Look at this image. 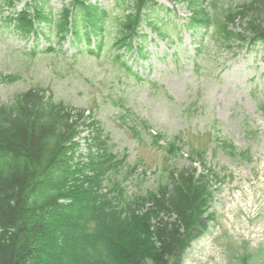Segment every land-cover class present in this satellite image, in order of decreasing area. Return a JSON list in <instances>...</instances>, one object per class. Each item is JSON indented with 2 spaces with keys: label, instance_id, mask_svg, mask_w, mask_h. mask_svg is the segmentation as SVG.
<instances>
[{
  "label": "rangeland",
  "instance_id": "374dc122",
  "mask_svg": "<svg viewBox=\"0 0 264 264\" xmlns=\"http://www.w3.org/2000/svg\"><path fill=\"white\" fill-rule=\"evenodd\" d=\"M100 1L105 7H115L112 16L119 14L113 0ZM157 1L164 9L173 7L171 2ZM49 5L57 11L62 2L50 0ZM175 10V23L167 27L172 39L160 40L146 30L149 61L127 56L131 74L116 63L111 52L99 60H75L68 41L62 52L32 58L23 51L31 45L28 41L1 28L0 71L18 74L20 80L0 84V103L41 86L50 87L75 107L97 106V119L110 150L119 158L126 154L129 169L136 165L139 171H149L146 179L133 176L124 181L129 194L145 195L155 188L172 162L147 139L136 138L126 128L132 122V118L123 120L127 109L155 131L169 137L180 133L189 143L184 150L206 151V165L224 178L210 207L215 219L191 244L182 264H264V111L260 107L264 101V50L258 47L236 57L216 54L213 44L207 47L208 38L202 40L184 29L189 16L184 6ZM201 43L206 45V54L196 60ZM136 72L138 81L133 76ZM216 134L229 138L239 150L249 151L252 158L248 162L233 160L213 151ZM185 164L179 161L180 166ZM125 176L120 170L114 179ZM37 257L39 264L47 263L41 254Z\"/></svg>",
  "mask_w": 264,
  "mask_h": 264
},
{
  "label": "trees",
  "instance_id": "16d2710c",
  "mask_svg": "<svg viewBox=\"0 0 264 264\" xmlns=\"http://www.w3.org/2000/svg\"><path fill=\"white\" fill-rule=\"evenodd\" d=\"M176 1L187 3L198 23L212 24L201 0ZM146 2L137 3V9ZM75 4L81 3L75 0ZM36 8L37 18L59 20L45 8ZM238 8L230 10L227 21L220 20L222 11H216L218 49L264 42V0H242ZM68 11L60 21L64 24L58 26L62 33L67 32ZM25 16L20 14L17 22L28 35L33 26L20 25ZM83 18L92 25L101 20L88 7ZM116 22L115 47L131 48L128 37L139 26L138 18L125 16ZM71 120L39 92L18 94L10 106L0 107V264H39L38 254L46 264H179L190 242L207 227L205 206L200 204L202 194L208 193L206 186L186 190L170 175L172 185L163 186L166 194L161 201L153 195L156 210L150 215L128 212L129 205L123 214L115 213L102 204L93 187L73 183V192L66 184V167L72 162L69 152L74 155L78 148ZM182 180L190 185L185 175ZM62 199L70 204L61 203ZM63 241L73 247L74 256L63 253Z\"/></svg>",
  "mask_w": 264,
  "mask_h": 264
}]
</instances>
